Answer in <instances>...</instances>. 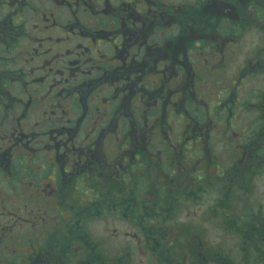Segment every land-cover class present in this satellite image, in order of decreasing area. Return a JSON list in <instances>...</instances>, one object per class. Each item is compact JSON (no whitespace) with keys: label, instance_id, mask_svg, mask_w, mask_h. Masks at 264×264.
Returning a JSON list of instances; mask_svg holds the SVG:
<instances>
[{"label":"flooded vegetation","instance_id":"af4514ba","mask_svg":"<svg viewBox=\"0 0 264 264\" xmlns=\"http://www.w3.org/2000/svg\"><path fill=\"white\" fill-rule=\"evenodd\" d=\"M249 34L239 76L209 106L199 90ZM259 76L264 0H0V264H108L89 225L139 230L157 173L218 170L205 141L219 118L232 137L236 109L250 108L260 124L239 132V152L264 141V88L238 91ZM190 136L200 148L184 152Z\"/></svg>","mask_w":264,"mask_h":264},{"label":"rangeland","instance_id":"374dc122","mask_svg":"<svg viewBox=\"0 0 264 264\" xmlns=\"http://www.w3.org/2000/svg\"><path fill=\"white\" fill-rule=\"evenodd\" d=\"M160 1L172 5L183 6L186 5L187 2L194 0ZM261 30L262 29L259 28L260 33L263 35ZM250 39L251 36L249 34L247 37L239 41L237 43L236 48L243 50H237L241 56H237V58H234L231 61L230 59H228L226 66L224 65L220 71V76L215 78V80L213 82H210L206 87H203L201 90H199L200 96L204 98L206 104H209V106H212V102L215 101V95H209V92L215 87H220L224 89L230 87V84H232L233 81H235L239 76V70L244 65L243 61L249 56L248 48L251 49L255 44L252 43ZM244 54L245 57L243 56ZM249 78L251 80H243L240 83L242 85L240 88H238V91H240L241 93L239 99L244 97L247 89H253L255 85L264 88V76H259L257 78ZM250 92L253 91L250 90ZM236 112L237 117L234 121H232L231 124L233 126V130L237 132L236 135H233L232 137L228 135L226 129L229 128L228 126L224 125L226 120L223 121L224 117L222 116V118L218 117L219 121L216 124L214 123L215 133H211V136L207 137L205 141V144L207 142L206 146L210 149L209 153L215 156L214 165L218 166V170L222 168L224 172H229L231 171L230 169H232V167L239 166L238 164L242 162L243 156L246 154H242L241 152H239V147L237 145L238 140H236L239 135V132L242 131V133H244L246 127L250 125V127L253 128L254 133L255 129H257L256 126L260 124L259 120H255L258 118V115L252 114L254 112H252L250 108H246L243 106L239 109H236ZM263 119L264 117L262 118V121ZM252 120L255 123L253 124V126ZM213 128L214 127H212V129ZM181 133L182 127L178 129L176 128L172 132V135L173 137L176 136V134L177 136H179ZM177 136L172 138V140L176 139ZM184 136L187 138L188 134L184 132L182 137ZM244 139L245 134L240 137L239 141H244ZM188 140L189 142L186 143L187 148L183 147L182 149V145L178 147L181 148L184 152L188 151L189 148L191 150H196L200 148L199 142H196L193 138H191V136L187 139V141ZM252 147L253 148L251 151L254 153L253 149H256L257 147H264V141H257L255 145L253 143ZM242 150H245V148L243 147ZM250 153L251 152L249 150V153L246 155L251 156L252 153ZM189 155L184 158L186 161H189V163L192 164L196 160V158L189 157ZM262 155L263 158L255 156L256 162L249 166V168L251 169L239 170L240 174H237L238 177L237 175L233 176V178H235L234 189L231 193V197H233V199L230 198V200L232 202L231 205L236 207V210L239 209L242 211V208L239 205V199L241 200V202H246L247 200H250V203H255L256 205H263L264 208V154ZM233 161L237 162V164L230 167L229 164ZM198 163L199 164H194L190 167L185 168H182L180 166L178 175H174L173 179L172 177L164 178L163 174L157 173L156 179H158L159 184L157 185L158 204L156 205L157 207L155 214L156 216L157 214L165 215L166 212L164 210L170 209V211L167 212V214L169 215L172 213L171 209H174L172 221L166 222L168 224H159V226L166 225V227H164L167 229H165L164 227L163 228L165 229L166 234L169 236L172 235L174 237H181V239H183L184 241H189L193 238L198 237L204 242H206L212 250L217 251V247L223 246L225 248H223V250L221 251L229 250L230 254L232 255L233 251L231 247L237 245L236 243L238 241V238L232 233H223L222 230L218 227L219 220L217 219L220 215L219 213H217L218 207L215 206L218 204V197H221V194L218 195L220 193L221 188L222 192L225 187L222 185L207 182L211 181V176H215L221 179V172L212 169L211 167L204 166L201 161H198ZM244 172L250 174L249 179L251 180V182L245 183L246 176ZM197 174L203 175L205 181L204 184H201L199 186H196L194 184L193 175ZM177 177L179 178L177 179ZM199 179L200 178H198L197 180ZM178 181H180L179 184ZM217 182L219 183V181ZM176 190L178 192H175ZM176 199H178V201H176ZM235 200L237 201L235 202ZM148 208L149 207H146V209ZM164 219H167V217L160 216V220ZM153 222L155 223L156 220H153ZM122 226V224L116 221H112V219L108 220L107 231H105L104 225L102 223L99 225L98 222H92L89 225L90 228L92 227L93 232L96 227V235L94 234L93 238L100 239L106 242L109 256H115L119 252L125 257V260L130 261L132 264H157L155 259L152 258V256L148 253V250L144 248L143 237L140 234V230L134 227L133 223L130 221H125L124 226ZM221 251L219 250V252ZM117 255L121 256L120 254ZM182 264L188 263L184 261L182 262Z\"/></svg>","mask_w":264,"mask_h":264},{"label":"trees","instance_id":"16d2710c","mask_svg":"<svg viewBox=\"0 0 264 264\" xmlns=\"http://www.w3.org/2000/svg\"><path fill=\"white\" fill-rule=\"evenodd\" d=\"M255 143H257V140H254V145ZM239 144L245 146L247 144V138L245 137L244 141H239ZM239 150H241V148H239ZM253 151L254 153L252 152L251 156L246 155L248 153L243 156L242 162L238 164L239 166L232 167L236 165L237 162L234 164L230 163L231 165L229 164V166L232 167V169H230L231 171L224 172L221 168V179L214 176L213 178L211 177V181H207L225 187L222 192L221 188L218 194H221V197H218V204L215 206L218 207L217 213L220 215L217 219L219 220L218 227L223 233H232L238 238L237 245L231 247L233 254L231 255L229 250L221 251L225 248L223 246L217 247V251L212 250L206 242L198 237L189 241H184L181 237L167 235L165 231V229H167L165 228L166 225H164V227L159 226V224H168L166 222L172 221L174 209H171L172 213L169 215L167 212H169L170 209H166L164 210L166 212L165 215L157 214L156 216V214H153L149 216L150 219L146 216L145 218L135 221L143 237L144 248L148 250V253L155 259L157 264H182L184 261L188 264H264L263 205L250 203V200L241 202L239 199V205L242 208L241 211L239 209L236 210V207L231 205L232 202L230 200V198L233 199V197H231L235 182L233 176L240 174L239 170L251 169L249 166L256 162V157L263 158L262 154H264V147H257L253 149ZM244 174L246 176L245 183L251 182L249 179L250 174L245 172ZM197 179L198 177L193 175L194 184L196 186L205 183L204 178ZM217 181H219V183ZM175 192L178 191L176 190ZM176 201H178V199H176ZM236 201L237 200H235V202ZM160 216H166L167 219L160 220ZM153 220H156V222L154 223ZM219 250L221 252H219ZM113 261H116L114 256H109L108 264H116V262ZM123 261L124 264H132L128 260L124 259Z\"/></svg>","mask_w":264,"mask_h":264}]
</instances>
